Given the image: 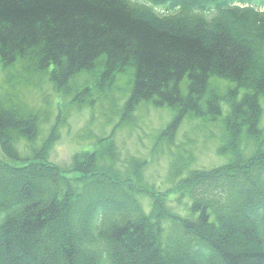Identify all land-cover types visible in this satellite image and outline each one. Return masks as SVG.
<instances>
[{"label": "trees", "instance_id": "16d2710c", "mask_svg": "<svg viewBox=\"0 0 264 264\" xmlns=\"http://www.w3.org/2000/svg\"><path fill=\"white\" fill-rule=\"evenodd\" d=\"M17 66L48 73L65 95L82 72L100 71L102 91L131 72L124 118L142 102L175 112L154 151L174 145L189 115L219 119L226 101L218 151L231 159L184 174L182 149L172 175L186 215L145 182L148 160L122 157L114 133L54 164L60 121L37 146L44 120L13 95ZM0 72V264H264V0H0ZM214 77L234 86L221 94ZM87 96L88 85L70 103Z\"/></svg>", "mask_w": 264, "mask_h": 264}, {"label": "rangeland", "instance_id": "374dc122", "mask_svg": "<svg viewBox=\"0 0 264 264\" xmlns=\"http://www.w3.org/2000/svg\"><path fill=\"white\" fill-rule=\"evenodd\" d=\"M160 11L165 12L162 9ZM6 73L0 72V90L9 86ZM9 73L14 76L12 81L16 85L13 95L21 99L28 108L41 112V121H44L37 146H41L58 120L60 121V136L49 152V161L62 167L70 165L75 154L85 150L93 151L100 138L114 133L123 158L131 155L148 160L144 171L145 182L155 192L167 196L166 204L174 212L186 215L190 205V200L187 197L181 198V191L177 189L181 176L172 175L174 160H179L181 164L182 149L188 151L184 157L187 162L190 161L184 174L194 169H212L231 159L230 155H222L218 151L225 136L222 119L229 111L226 101L222 102L223 115L219 119L207 120L189 115L180 125L174 145L170 146V142L165 141L162 149L154 151L159 134L173 120L175 112L167 106L155 107L152 103L142 102L131 115L124 118L126 100L132 87L131 72L116 74L112 84L106 86L104 91L99 86L103 82L100 71L82 72L71 80L73 87L68 95L56 90L48 73L29 74L19 66L10 69ZM233 84L216 77L211 79V88L217 89L221 94L226 93ZM87 85L91 87L93 96L85 97L86 102L82 106L70 103L77 92ZM187 85L188 80L185 79L181 84L184 94L187 92ZM244 93L245 90L241 89L238 99H242ZM91 98L96 99L93 106L88 103ZM261 104L263 113L260 127L264 129L263 98ZM18 147L23 153L28 152L24 143H20ZM241 148L246 156L255 151L254 143L246 139ZM141 201L148 211L152 209L153 202L149 198L141 196Z\"/></svg>", "mask_w": 264, "mask_h": 264}]
</instances>
